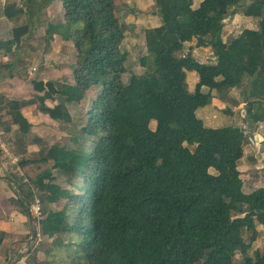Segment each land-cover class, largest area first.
I'll return each mask as SVG.
<instances>
[{"label":"trees","instance_id":"1","mask_svg":"<svg viewBox=\"0 0 264 264\" xmlns=\"http://www.w3.org/2000/svg\"><path fill=\"white\" fill-rule=\"evenodd\" d=\"M60 1L65 22L49 31L74 44L75 85L34 82L44 93L35 103L69 124L66 104L101 91L83 127L92 150L55 144L46 153L53 169L75 178L72 189L49 171L27 184L16 181L25 209L34 204L35 190L42 194L36 222L53 246L45 264H236L237 253L240 264H264L263 253L249 255L257 225L264 226V188L246 190L238 169L247 130L209 128L197 116L214 92L224 96L248 77L245 94L252 100L245 116L252 130L264 122V0H202L198 7L196 0H154L161 25L144 34L145 74H133L127 83L118 0ZM238 13L257 20V28L225 41V21ZM28 31L15 28L14 38L19 43ZM193 41L197 48L210 46L216 62L200 63L186 52ZM188 72L199 75L194 92ZM55 99L57 106L46 105ZM26 103L7 105L23 134L30 130L21 113ZM61 201L63 209L54 211ZM34 263L44 262L35 257Z\"/></svg>","mask_w":264,"mask_h":264},{"label":"crops","instance_id":"2","mask_svg":"<svg viewBox=\"0 0 264 264\" xmlns=\"http://www.w3.org/2000/svg\"><path fill=\"white\" fill-rule=\"evenodd\" d=\"M201 2L202 0H196L195 6L198 7ZM8 7H13V10H10L12 18L6 15ZM20 8L23 9V13L17 15L16 10ZM64 18L65 9L60 0L52 2L35 0L30 6L24 4V0H0V118L2 119L0 130L7 145L10 142L14 152L21 158L23 171L29 179L36 178L45 171L57 176L58 170L53 169L52 162L45 159L50 146L60 144L74 149L84 147L78 138L74 137L73 125L78 120L77 124H82L83 127L86 125L87 112L94 100L93 97L96 96V90H91L82 102L66 104L72 116V122L69 123L68 128L66 126L58 127V125L65 124L51 119L49 115L41 112L38 104L35 103V100L39 96H43L44 93L36 91L34 82L53 81L58 84L75 85L76 52L74 44L61 34L55 31L50 34L49 31L50 25H61L65 22ZM243 19L247 23L243 29L257 28V23L253 22L254 18L244 16ZM24 26H28L29 31L18 43L14 38L13 30ZM224 40H227L225 30ZM208 50L209 53L206 52ZM185 51H191L200 63L214 64L216 62V57L210 46L197 48L196 42L193 41L186 44ZM199 80L198 73H187L190 92L195 91ZM250 80V78L245 80L246 86L250 85ZM249 90L247 91L249 92ZM204 91L207 92V89ZM249 95L245 94V86H238L224 96L214 92L210 105L216 112L211 110V113H207L206 110L203 112L205 115L201 114V119L205 124V119L217 121L220 116L228 115L232 119L235 118L233 122L238 124L233 127L247 130L244 156L238 162V169L245 186L251 191L264 188V122L253 130L251 129L245 116L246 105L252 100ZM9 102H27L21 108V113L30 124L27 134H23L19 126L13 123L7 107ZM58 104L59 99L46 101V105L51 108ZM66 137H70L71 144H67ZM92 146L90 143L86 148L91 149ZM63 175L66 174L63 173ZM15 185L16 181L13 180V183H10L0 175V264L12 262L14 264H30L28 261L31 255L29 252L30 219L27 207L25 209ZM34 192L36 200L38 199L37 190ZM62 203L64 201L54 204L52 209L54 211L62 210L64 207H61ZM57 205L60 208H57ZM263 227V225L256 227L258 238L249 252L250 256L254 257L255 251L264 254V233L261 235L260 231V229H264ZM38 232L39 234L41 232L39 226ZM36 258L42 261L40 254H37ZM243 260L242 254L237 253L236 264L242 263Z\"/></svg>","mask_w":264,"mask_h":264},{"label":"rangeland","instance_id":"3","mask_svg":"<svg viewBox=\"0 0 264 264\" xmlns=\"http://www.w3.org/2000/svg\"><path fill=\"white\" fill-rule=\"evenodd\" d=\"M249 2L250 0L247 3ZM116 14L125 31V40L123 42L122 49L128 52V55H129L127 64H126L128 72L123 77L124 83H127L133 74L138 75V74L145 73L146 69H144L140 65V58H142L146 53L144 34L147 29L160 26L161 19L158 16V8L154 0H118ZM243 17L244 16L241 13H238L232 17L227 18V20L225 21V26H224L225 35L227 36V39L238 35L239 32L247 24L246 21H244L245 19H243ZM253 22L257 23V20H254ZM206 52L209 53V50ZM245 80H248V77H245L243 81L244 86L246 84ZM100 91H101V88L96 89L95 95L97 96ZM95 97H93V99H95ZM206 110H207V113H211L210 112L211 110L216 112V110H214V108L211 107V105H208V107L199 109V111L197 112V115L198 117H200V119H201V114ZM233 120H235V118L232 119L231 117L226 115V116H220L219 120L217 121L212 120V119L209 121L205 119V124L207 127L214 128V129L238 125L236 122H233ZM78 121H76L73 125V132H74L73 135L74 137L78 138V141L80 142L82 146H84L83 147L84 149H86L87 151H90V149L86 147L90 143H92L91 142L92 139L85 136V134L83 133V126L82 124H77ZM1 123H2V119L0 118V125ZM63 124L65 125H60V126L58 125V127L66 126L68 128L69 124L67 125L66 123H63ZM155 127H156V123L154 122L151 123V128L153 130L155 129ZM69 134L71 133L69 132ZM66 139H67L66 141L67 144H71L69 142L70 137H66ZM8 146L10 147L14 155L19 156L14 152V149L10 142L8 143ZM20 160L21 158H19V162ZM19 162H17V164L12 163L9 157H5L0 151L1 169L3 166V169L0 170L1 172L0 175L3 176L4 178L8 176L12 180H14V182L21 181L22 183L27 184L28 183L27 179H29V177L23 171V168L21 167V165H19L20 167H18ZM56 177L58 178L57 179L58 183H60L63 187H68V188L70 187L72 189V186L70 184H72L73 181L75 180L74 177H71L69 175L64 176L62 173H59V172L57 173ZM246 190H248L247 187H246ZM36 196L40 200V203H41L42 195L37 191ZM64 204L65 202L62 203L61 207L64 206ZM41 207H42V204H41ZM57 208H60V207L57 205ZM35 218H37V216ZM260 231L262 235L264 233V229H260ZM52 247L53 246H52L51 240H48L47 238L43 237L41 232L40 234L38 233L37 239L33 243L29 244V248H30L29 252L31 254L28 259L29 263L36 264L34 263V259L37 256V254H40L42 258V262H44L43 264H45V262L49 260L48 256L46 255V252L51 250ZM10 264H14V262Z\"/></svg>","mask_w":264,"mask_h":264},{"label":"built area","instance_id":"4","mask_svg":"<svg viewBox=\"0 0 264 264\" xmlns=\"http://www.w3.org/2000/svg\"><path fill=\"white\" fill-rule=\"evenodd\" d=\"M0 67H1V63H0ZM0 151L5 157H9L12 163L17 164V162H19V157L12 153L10 147L7 145L6 141L4 140L3 133L1 132V130H0ZM20 163L21 160L18 163V167H20L19 166ZM27 180L25 181L29 182V179ZM31 210L35 217L37 216V218H40L42 216V207L39 199H36L34 204L31 205Z\"/></svg>","mask_w":264,"mask_h":264},{"label":"water","instance_id":"5","mask_svg":"<svg viewBox=\"0 0 264 264\" xmlns=\"http://www.w3.org/2000/svg\"><path fill=\"white\" fill-rule=\"evenodd\" d=\"M0 170L1 165H0ZM6 180H8L10 183H13V180L9 178L8 176L5 177ZM28 214H29V219H30V225H31V239L29 240V244L33 243L37 237H38V224L36 222V218L31 210V205L28 204L27 206Z\"/></svg>","mask_w":264,"mask_h":264}]
</instances>
